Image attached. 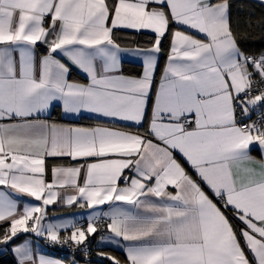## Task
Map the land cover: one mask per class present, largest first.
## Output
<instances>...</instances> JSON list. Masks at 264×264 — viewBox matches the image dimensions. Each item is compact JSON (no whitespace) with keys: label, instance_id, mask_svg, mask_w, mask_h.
Returning <instances> with one entry per match:
<instances>
[{"label":"snow or ice","instance_id":"obj_1","mask_svg":"<svg viewBox=\"0 0 264 264\" xmlns=\"http://www.w3.org/2000/svg\"><path fill=\"white\" fill-rule=\"evenodd\" d=\"M0 251L264 264V0H0Z\"/></svg>","mask_w":264,"mask_h":264},{"label":"crops","instance_id":"obj_2","mask_svg":"<svg viewBox=\"0 0 264 264\" xmlns=\"http://www.w3.org/2000/svg\"><path fill=\"white\" fill-rule=\"evenodd\" d=\"M136 36L133 34H128L127 36L124 37V40H132V37ZM128 47H135V45H127ZM123 70L127 73V74H135L136 72L140 71V67L138 64H136L133 60V58L131 56H126L125 60L123 62ZM72 78L73 79H77V80H81L82 79V75L79 72V70L74 69L73 73H72ZM86 126V125H85ZM254 155H256V153H254ZM23 200H31L32 198L29 197H23ZM85 210L83 209H78L76 207H64V206H59L58 204L56 205H51L48 208V215L49 217H65V218H72L74 217L76 220L78 221H82L83 217H81L79 215V213L84 212ZM24 235H30V234H24ZM39 247L45 252L46 250L44 249V247L42 246L41 242ZM105 252L110 253L112 256H116V257H121L123 256V254L119 251H113L111 248H106L104 249ZM2 252V251H1ZM115 252H118L115 253ZM11 254V256L14 258V254L9 252ZM53 256V255H52ZM55 257V256H54ZM67 264V261H66Z\"/></svg>","mask_w":264,"mask_h":264},{"label":"trees","instance_id":"obj_3","mask_svg":"<svg viewBox=\"0 0 264 264\" xmlns=\"http://www.w3.org/2000/svg\"><path fill=\"white\" fill-rule=\"evenodd\" d=\"M125 36H127V35H125ZM125 36H123L122 39H124ZM150 39H151V37L148 35H136V36L132 37L131 41H133V42L139 41L143 45L147 41H149ZM257 43H259V41H257ZM131 45H135V43H131ZM161 66H163V61L161 63ZM80 123L82 125H88V124L93 123V122L88 121V120H84V121H81ZM41 244H42V241H41ZM94 248H95V244H93V249ZM44 249L46 250L47 253H49V254L57 257V258H62V257L66 256V255H58L59 253H56L55 251H49L46 248H44ZM115 253L118 254V252H115ZM91 258H92V260L98 259L95 251L92 252ZM68 260H69V258H68ZM0 264H14V258L11 256V254L9 252L3 251L0 253ZM106 264H108V262H106Z\"/></svg>","mask_w":264,"mask_h":264},{"label":"built area","instance_id":"obj_4","mask_svg":"<svg viewBox=\"0 0 264 264\" xmlns=\"http://www.w3.org/2000/svg\"><path fill=\"white\" fill-rule=\"evenodd\" d=\"M42 245L44 248H46L49 251H55L56 253H59L58 255H66L67 258H69V261L72 259V248L70 245H50L47 244V242L42 241ZM79 255V254H78ZM90 259L91 256H90ZM81 264H83V261H81Z\"/></svg>","mask_w":264,"mask_h":264},{"label":"rangeland","instance_id":"obj_5","mask_svg":"<svg viewBox=\"0 0 264 264\" xmlns=\"http://www.w3.org/2000/svg\"><path fill=\"white\" fill-rule=\"evenodd\" d=\"M3 252V251H2ZM0 253H1V251H0Z\"/></svg>","mask_w":264,"mask_h":264}]
</instances>
